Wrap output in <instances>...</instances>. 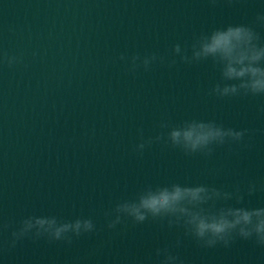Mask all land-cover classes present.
I'll return each instance as SVG.
<instances>
[{
  "label": "clouds",
  "instance_id": "obj_1",
  "mask_svg": "<svg viewBox=\"0 0 264 264\" xmlns=\"http://www.w3.org/2000/svg\"><path fill=\"white\" fill-rule=\"evenodd\" d=\"M255 25L264 27V13L255 16L251 24L229 23L208 31L194 34L190 43L173 44L160 54L151 52L130 57L120 54L118 60L125 62L128 71H150L154 65L173 67L179 61L187 65L210 63L219 78L208 95L218 99L237 97H264V42ZM9 66L18 61L7 57ZM264 112V107L261 108ZM159 131L154 136H144L138 129L139 142L134 152L143 155L153 144L176 149L185 156L210 158L218 148L232 146L248 149L255 132L248 128L225 126L215 119L191 118L173 123L162 117ZM258 191L255 182L236 183L231 189L197 183L171 182L146 184L130 198L118 200L103 212L106 227L154 222L169 228L183 230V236L193 240L202 249L218 246L225 249L239 239L251 241L264 248V206L249 207L245 195L251 197ZM93 216H76L65 219L56 215L31 214L18 221L0 217V253L15 249L24 240L41 239L49 243L71 245L74 239L99 232ZM182 240L155 249L154 257L133 259L130 264H185L174 251Z\"/></svg>",
  "mask_w": 264,
  "mask_h": 264
}]
</instances>
